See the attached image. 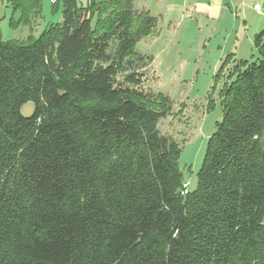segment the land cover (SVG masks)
I'll return each instance as SVG.
<instances>
[{"label":"trees","instance_id":"1","mask_svg":"<svg viewBox=\"0 0 264 264\" xmlns=\"http://www.w3.org/2000/svg\"><path fill=\"white\" fill-rule=\"evenodd\" d=\"M10 1L11 27L41 17V0ZM53 6L61 22L0 41V264H264V31L258 61L229 54L216 76L233 60L186 193L159 128L172 101L137 51L159 18L134 0Z\"/></svg>","mask_w":264,"mask_h":264},{"label":"rangeland","instance_id":"2","mask_svg":"<svg viewBox=\"0 0 264 264\" xmlns=\"http://www.w3.org/2000/svg\"><path fill=\"white\" fill-rule=\"evenodd\" d=\"M41 1L42 14L33 26L15 29L10 25L11 1L0 0V41L25 39L31 33L39 36L50 25L62 21V9L54 11L53 0ZM91 1L78 0V3L86 6ZM210 1L213 3V0L190 4L183 0H134L137 9L149 10L159 18V33L141 40L137 51L153 57L147 70L146 90L163 93L172 101V110L161 119L159 128L179 143L180 167L190 190L197 185V173L214 125L223 117L220 90L233 60L218 82L216 76L229 54L237 61H258L261 55L255 39L264 31V0H238L230 17L221 18L220 4L214 8L209 6ZM211 100L215 106L209 109ZM34 109V103L29 102L22 107V114L30 116Z\"/></svg>","mask_w":264,"mask_h":264},{"label":"crops","instance_id":"3","mask_svg":"<svg viewBox=\"0 0 264 264\" xmlns=\"http://www.w3.org/2000/svg\"><path fill=\"white\" fill-rule=\"evenodd\" d=\"M183 1L190 4V2H196L197 0H183ZM200 1L202 2V0H200ZM236 1L238 2V0H213V3L211 1L208 3H209V6H213L214 8H216L217 5L220 4V6H219L220 13L219 14H220V18H221L223 15H228L230 17L232 8L233 9L237 8L234 6L237 4V3H235ZM218 19H219V17H218Z\"/></svg>","mask_w":264,"mask_h":264},{"label":"built area","instance_id":"4","mask_svg":"<svg viewBox=\"0 0 264 264\" xmlns=\"http://www.w3.org/2000/svg\"><path fill=\"white\" fill-rule=\"evenodd\" d=\"M255 8L259 11V12H261V10L258 8V6H255ZM185 192L187 193L188 192V190H189V188H188V184H185Z\"/></svg>","mask_w":264,"mask_h":264}]
</instances>
